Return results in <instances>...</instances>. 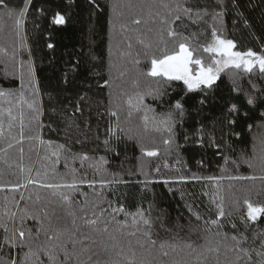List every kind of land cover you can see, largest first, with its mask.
Wrapping results in <instances>:
<instances>
[{"label":"trees","instance_id":"trees-1","mask_svg":"<svg viewBox=\"0 0 264 264\" xmlns=\"http://www.w3.org/2000/svg\"><path fill=\"white\" fill-rule=\"evenodd\" d=\"M191 27L264 55V0H4L0 264H262L264 214L244 201L264 205V74L229 66L194 91L150 76L180 43L214 68Z\"/></svg>","mask_w":264,"mask_h":264},{"label":"snow or ice","instance_id":"snow-or-ice-1","mask_svg":"<svg viewBox=\"0 0 264 264\" xmlns=\"http://www.w3.org/2000/svg\"><path fill=\"white\" fill-rule=\"evenodd\" d=\"M94 2V0H93ZM28 0H26V6H27ZM0 5H4V0H0ZM5 7H7L5 5ZM26 11V7L24 9H21L19 11V16H23ZM190 9H184L185 14L190 13ZM9 16L13 14L12 10H8L7 13ZM175 20H179L180 17L176 16L174 18ZM17 25L21 23L20 19L17 18L16 20ZM52 23L54 25H63L65 23V17L62 15L60 12H57L54 17L52 18ZM133 24L139 25L141 21L139 19H135L132 21ZM167 34L169 37L175 38L178 34L172 29L169 28L167 30ZM213 40L212 42L204 49L206 52L209 53H215L217 54L220 59H216L213 61L214 65H216L215 68L212 66L209 67H204L203 62L200 59H193L192 52L189 50L188 46L185 43H180L178 46V51H174L172 54H165L163 55L162 58H153L151 60V69L150 72L148 73L152 77H165L169 81H182L183 84L186 86L188 91H194L196 89H200L201 85L205 87H210L212 86L213 82L217 79V74L222 70L220 67L221 65L223 67H228L232 66L237 69L242 68L245 72H252L254 68L258 67L260 73L264 74V55H257L256 53L252 52L251 50L247 52H239V51H234V43L232 40H227V39H221L213 30ZM131 45H129L130 47ZM49 48H52L53 45L49 44ZM0 51H5L4 49H0ZM109 52L111 54V48L109 49ZM191 65H196L197 68L194 70ZM29 75L34 81L35 77L34 74L32 73L31 66L29 65ZM123 75V73H121ZM109 85V80H104L102 86H108ZM23 81H22V87H23ZM34 86V85H33ZM10 95L9 92H5L0 90V97H5ZM83 99V97H81ZM205 98H201L198 103L201 105L204 104ZM249 104H252L253 101L251 99L248 100ZM129 104H131V100H129ZM29 108H33L35 110V101H33L32 104L28 105ZM175 109L180 110L181 115H183V106L180 101H176L174 106ZM235 106L233 105V108L230 109L234 110ZM76 111H80V108L77 107ZM112 115H116L115 112L111 113ZM8 115L10 120H14L15 117L12 115L11 109L8 110ZM145 120H147V116H145ZM11 127V124L9 125ZM167 131H171V128H167ZM110 132L112 129L109 130ZM0 134H2V123H0ZM25 139L23 135V116L21 115V134H20V141L23 142ZM29 139H32V137H29ZM107 143V141H105ZM170 140H164V144H170ZM9 147H12L11 144H9ZM63 147V146H61ZM144 155L147 156H156L158 153L156 150H146V149H141ZM21 154L23 153V148L20 149ZM55 155V153H54ZM82 160H88L89 157L87 153L82 154L81 156ZM101 160L103 158L101 157ZM20 171L23 173L25 171V168L23 165L20 166ZM28 171H31V169H28ZM39 175V173H37ZM211 179V178H210ZM240 179H245V177H240ZM247 179H255V177H247ZM27 183L29 184H35L38 183L37 180L29 178L27 180ZM23 184H16L13 186V190L18 189L20 187H23ZM74 185H66V187H73ZM0 187H3L0 185ZM46 187L49 188H58L60 187L59 185H46ZM62 195V199L67 200L68 197L66 195ZM244 204L246 205L247 208V218L249 220L255 221L258 217H260L262 214H264V205H254L252 202L249 200H245ZM114 212L116 211H123V208L119 209H113ZM13 216L15 213L12 214ZM143 214L141 213V216ZM219 215L223 216V208L222 206L220 207ZM197 219H199V216H197ZM96 221L95 220H90L88 223L94 224ZM144 224L148 225L150 224V221L147 219H144ZM213 223H216V221H213ZM19 232V237L21 241H23V238L25 237V232L22 230H17ZM147 235V234H146ZM49 239H52V237H49ZM233 240H236L237 238L235 236L232 237ZM7 243H13L12 240H8L6 238ZM152 244H155L156 241L152 240ZM164 247V244H161V248ZM238 252H243L244 255H248L247 250L244 249H237ZM48 255V258L50 261H54L55 257L51 255V253H45ZM167 255V253H164ZM259 254V253H258ZM65 261L69 259V256L67 253H65L64 257ZM240 257L237 256V260H239ZM251 259V257H249ZM13 264H15V261H13ZM262 264H264V261H262Z\"/></svg>","mask_w":264,"mask_h":264},{"label":"rangeland","instance_id":"rangeland-1","mask_svg":"<svg viewBox=\"0 0 264 264\" xmlns=\"http://www.w3.org/2000/svg\"><path fill=\"white\" fill-rule=\"evenodd\" d=\"M198 29V28H197ZM197 29H195V27H191L190 28V32L191 34L195 37L196 40H198L199 42L203 43L205 45V47H207L213 40V35L210 33H207L205 35V32H199L197 31ZM234 50V49H233ZM215 60L216 59H220V57L213 53ZM216 67V65L214 66V68ZM222 69H225L226 67H223L222 65L220 66ZM229 67V66H228ZM242 69V68H241Z\"/></svg>","mask_w":264,"mask_h":264}]
</instances>
